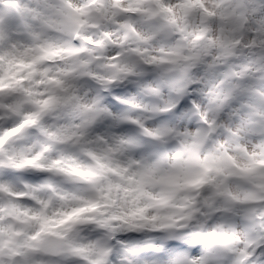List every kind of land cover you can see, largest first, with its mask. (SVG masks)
<instances>
[{
  "label": "clouds",
  "instance_id": "1",
  "mask_svg": "<svg viewBox=\"0 0 264 264\" xmlns=\"http://www.w3.org/2000/svg\"><path fill=\"white\" fill-rule=\"evenodd\" d=\"M0 264H264V0H0Z\"/></svg>",
  "mask_w": 264,
  "mask_h": 264
}]
</instances>
